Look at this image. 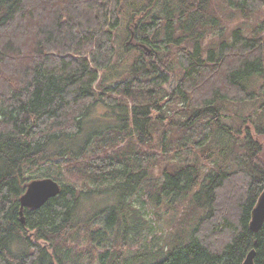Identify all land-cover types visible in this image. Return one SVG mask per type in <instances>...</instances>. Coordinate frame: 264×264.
<instances>
[{
	"label": "trees",
	"instance_id": "1",
	"mask_svg": "<svg viewBox=\"0 0 264 264\" xmlns=\"http://www.w3.org/2000/svg\"><path fill=\"white\" fill-rule=\"evenodd\" d=\"M247 1L230 0L243 14ZM119 2L0 0V264H92L93 259L98 264H241L252 248L254 264H264V222L256 232L249 228L251 209L264 188L262 146L250 132L240 141L245 155L237 157L243 174L220 170L201 177L190 164L161 173L163 180L152 192L156 204L160 198L172 204L188 198L205 214L186 240L152 244L162 246L160 251L141 244L133 250L91 252L85 262L87 250L71 245L74 238H83L101 246L114 233L120 236L119 247L139 242L144 223L131 197L147 171L138 151L87 159L85 168L100 178L101 187L61 185L59 194L39 208H25L21 222L19 197L29 181L23 177L24 165L81 157L104 134L128 126L137 142H147L150 115L161 110L156 98L167 77L134 75L157 70L153 64L146 68L149 59L158 57L156 49L176 48L181 74L173 94L186 105L187 129L204 117L212 119L202 123L204 140L197 145L215 141L232 154L237 141L218 126L222 103L259 101L247 82L264 79V21L253 37L235 28L229 42L214 46L209 41L204 49L206 37L218 27L211 0H150L141 12L149 22L140 29V41L150 53L137 47L145 67L132 64L127 73L133 78L98 90L100 75L107 73L115 54L111 29ZM239 92L245 96L236 97ZM98 103L114 109L115 118L96 119L91 107ZM260 113L264 116V101ZM254 133L264 134V123ZM103 179L110 182L103 186ZM231 190L237 194L235 204L226 194ZM104 197L111 202H102Z\"/></svg>",
	"mask_w": 264,
	"mask_h": 264
},
{
	"label": "rangeland",
	"instance_id": "2",
	"mask_svg": "<svg viewBox=\"0 0 264 264\" xmlns=\"http://www.w3.org/2000/svg\"><path fill=\"white\" fill-rule=\"evenodd\" d=\"M149 2L150 0H120L117 9L114 10L118 20L111 29L112 44L115 49L113 62L107 73H101L102 83L97 87L98 90H101L104 87H113L116 82L122 79H131L134 76L152 78L157 74L165 73L166 82L160 96L156 98L158 103H161V110L155 109L150 115V138L147 142H137L133 132L134 129L132 126H128L125 130L113 132V135L104 134L102 139L98 138L94 141V148L81 157L51 160L35 165L33 163L26 164L23 167V170L25 169L23 177L28 180L49 177L61 185H73L76 188L88 190L101 186L97 183L100 178H94L87 172L85 168L87 159L95 155L103 157L111 151H116L119 154H131L138 151L140 156L143 157L140 162L147 171V177L131 197L132 203L138 207L141 220L144 223L142 237L138 240V243L123 247H119L120 240H117V238H120V236L117 233L111 234L108 242L103 243L101 246H95L83 238H74L75 240H71V245L87 250L85 262L93 257L91 252L95 255L97 252H104L108 249L124 250L130 248L133 250L141 244L146 245L148 250L156 252L160 251L158 249L162 246L152 247L154 243L160 245L166 241V244L169 245L177 240L188 238L191 228L205 214V210L193 207L188 198H182L175 204L169 203L167 199L160 198L159 203L156 204L157 196L152 200V192L162 182L163 176L161 173L163 171L173 172L181 165L190 164L195 167L201 177L207 173H215L220 170L231 173L237 171L243 174L241 167L238 165L239 160L237 157L245 155V147L240 146V141L244 142L249 132L252 137L261 143L260 157L264 160V134L254 133L264 123V116L260 113L261 103L264 101V94L261 93V84L264 85V79L254 77L247 82L248 89L255 90L259 101L244 100L222 103L218 126L221 130L231 133L233 139L237 141L235 151L232 154L229 149L224 150L215 141L212 145H197V143L204 140L200 139L203 135L202 123H210L212 119L210 116L204 117L193 125L194 129H187L184 122L187 120L188 113L186 105L173 94L177 89L178 78L181 74L176 60V48L171 47L169 51L155 48L158 57L155 55L149 59L147 65V61L141 57V52L132 43L128 49H125L131 29L134 30L133 41L140 42L141 26L148 23L150 18L148 15L141 14V12L149 5ZM245 3L247 9H245L246 14H243L241 9L231 4L230 0H211L210 9L218 17V27L213 29L206 37L203 43L204 49L209 41L214 46L220 40L229 42L235 28H240L246 36H254V28L260 27L264 21V0H248ZM132 13H135L133 19H131ZM183 46L188 48L187 45ZM132 64H135L137 69H141L145 65L148 68L149 65L153 64L157 70L151 69V71L147 70L145 73H137L131 76L127 71ZM236 92V90H233L231 93ZM241 96L245 95L239 92L236 97L241 98ZM194 98L197 99L195 95ZM91 109L96 119L102 122H109L108 120L111 121L115 118L114 109L102 103H98ZM211 128L215 130V126ZM237 179L239 178H233L235 181H238ZM109 182L110 180L103 179L102 185L105 186ZM232 192V190L227 191L226 194L229 198L231 196L230 202L235 204L237 194H232ZM109 199L110 197H104L102 202L110 203L111 200ZM89 205L90 202H87L86 206ZM91 263L98 264L96 259H93Z\"/></svg>",
	"mask_w": 264,
	"mask_h": 264
},
{
	"label": "water",
	"instance_id": "3",
	"mask_svg": "<svg viewBox=\"0 0 264 264\" xmlns=\"http://www.w3.org/2000/svg\"><path fill=\"white\" fill-rule=\"evenodd\" d=\"M131 14V19L134 18ZM135 26V25H134ZM134 40V30H130V37L126 42V48L132 43L133 46L142 48L146 53H150V48L141 41ZM61 184L52 178L32 179L23 185V193L19 197V215L21 222H24L23 211L27 209H36L44 204L49 198L59 194ZM264 222V188L260 192L253 208L250 212L249 228L256 232ZM255 250L252 248L245 256L241 264H254Z\"/></svg>",
	"mask_w": 264,
	"mask_h": 264
}]
</instances>
